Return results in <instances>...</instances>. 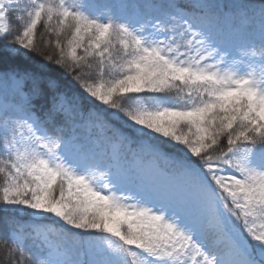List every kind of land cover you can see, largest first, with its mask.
I'll return each instance as SVG.
<instances>
[{"label":"snow or ice","instance_id":"6c2138e0","mask_svg":"<svg viewBox=\"0 0 264 264\" xmlns=\"http://www.w3.org/2000/svg\"><path fill=\"white\" fill-rule=\"evenodd\" d=\"M91 7L0 0L10 251L24 258L31 241L30 264H264V0L258 21L218 0Z\"/></svg>","mask_w":264,"mask_h":264},{"label":"trees","instance_id":"16d2710c","mask_svg":"<svg viewBox=\"0 0 264 264\" xmlns=\"http://www.w3.org/2000/svg\"><path fill=\"white\" fill-rule=\"evenodd\" d=\"M89 1V0H86ZM97 1L98 3V9H96V14L102 13L99 9L101 7H105L104 11L108 8H112L111 7V3L114 0H94ZM130 3H134L136 6H142L145 3L149 2V0H128ZM219 3L221 4H228V5H232V4H239V5H243L245 6V9L248 13L249 16L254 17L255 19L259 18V9L257 7H254L255 5L258 4L259 0H218ZM139 8V7H137ZM139 10H141L139 8ZM115 13V11H114ZM116 14V13H115ZM13 24L16 25V30H20V27L22 25V21H16L13 20ZM43 26L40 25L38 26V33L39 32H43ZM55 39L56 37L54 36H50V35H45L43 37V41H41L40 36H37V43H40L44 49V51L55 54ZM61 39L63 40V42L66 44V40L63 39V37H61ZM260 34L258 31H253L251 33L248 34L247 37V41L248 42H254L257 45L260 42ZM52 41V44L49 45V41ZM256 51L258 53V46L256 48ZM251 52V49H250ZM248 61H251L252 65L258 68V62H259V57L257 55V57L255 59L252 58L251 55H249L248 57L245 58ZM53 75H57L58 74V70L54 71L52 73ZM3 181V177L0 176V183H2ZM0 208H2V206H0ZM18 220L20 221V223L22 225H31L33 223L39 224L41 226L46 225V224H50L51 221H33L31 219L28 218H24L21 217L19 215ZM27 230V229H26ZM11 233H12V229L11 226L9 224V216L6 215L2 210H0V264H14V261H20V264H30V262L27 260V254L30 251H34L35 249L32 247V243L31 241H26L25 244V252L26 255L24 258H21L19 256L18 253H13L12 251H10L11 248ZM88 234H81V236L79 237L80 240L86 239ZM4 241H7L8 243L5 244Z\"/></svg>","mask_w":264,"mask_h":264},{"label":"rangeland","instance_id":"374dc122","mask_svg":"<svg viewBox=\"0 0 264 264\" xmlns=\"http://www.w3.org/2000/svg\"><path fill=\"white\" fill-rule=\"evenodd\" d=\"M86 3L92 5V7L89 9L90 11H92L93 13L96 12V9H98L97 5V1H94V0H89V1H86ZM121 3H125L128 5V7H125V8H119V7H116L117 5L121 4ZM111 7L113 9V11H115L116 14L118 15H123V16H131L133 15L134 13L136 12H139V8H137V6L134 4V3H130L128 0H114L112 3H111ZM104 6L101 7L99 10L101 12H104ZM146 181H149L152 179V177L150 176H146L145 177ZM21 217H24V218H28V219H31V217H29L26 213H23V214H20ZM42 221V220H40ZM11 237H12V234H11Z\"/></svg>","mask_w":264,"mask_h":264}]
</instances>
